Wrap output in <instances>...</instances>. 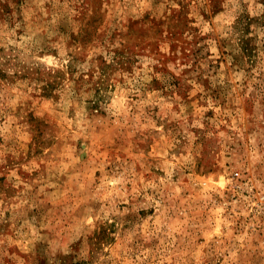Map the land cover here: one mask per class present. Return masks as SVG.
Masks as SVG:
<instances>
[{"label": "rangeland", "instance_id": "rangeland-1", "mask_svg": "<svg viewBox=\"0 0 264 264\" xmlns=\"http://www.w3.org/2000/svg\"><path fill=\"white\" fill-rule=\"evenodd\" d=\"M0 264H264V0H0Z\"/></svg>", "mask_w": 264, "mask_h": 264}]
</instances>
